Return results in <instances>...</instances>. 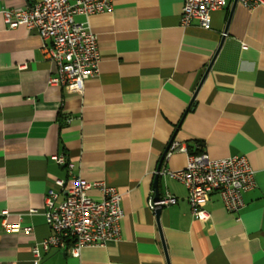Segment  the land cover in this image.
<instances>
[{
  "label": "crops",
  "instance_id": "crops-1",
  "mask_svg": "<svg viewBox=\"0 0 264 264\" xmlns=\"http://www.w3.org/2000/svg\"><path fill=\"white\" fill-rule=\"evenodd\" d=\"M32 1L0 0V10ZM181 9L182 0H112L109 11L76 16L99 54L81 95L48 86L55 67L39 35L8 28L0 14V264H264V5L225 0L209 29L183 27ZM172 141L187 152L200 145L212 159H247L255 186L237 214L212 194L209 221L194 220L182 183L160 175L159 196L177 202L156 219L147 200ZM60 154L73 175L121 195V236L77 258L39 247L36 260L34 244L50 235L45 194L58 191L55 180L70 184L53 160ZM187 157L174 152L160 172L182 170ZM19 223L31 233L3 226Z\"/></svg>",
  "mask_w": 264,
  "mask_h": 264
},
{
  "label": "built area",
  "instance_id": "built-area-1",
  "mask_svg": "<svg viewBox=\"0 0 264 264\" xmlns=\"http://www.w3.org/2000/svg\"><path fill=\"white\" fill-rule=\"evenodd\" d=\"M239 1L250 9L264 5V0ZM224 5L225 0H182L181 25L187 27L196 21L199 27L209 29L210 13ZM111 8L112 0H37L24 8L2 9L0 14L8 28L24 26L39 35L45 58L55 67L47 85L81 95L85 80L97 73L99 54L96 35L87 22H77L75 17L86 18ZM174 152L187 153L186 166L176 172H160V175L182 183L194 220L209 221L210 213L205 206L212 194L219 196L227 212L237 214L241 210L243 193L255 186L253 171L244 156L212 159L204 152L190 155L184 147L172 141L164 159ZM53 160L67 169L70 184L55 180L58 191L50 188L45 194L43 217L50 235L34 244L32 253L35 259L40 257L39 247L44 252L62 250L77 258L82 248L104 247L109 242L118 241L124 212L117 190L103 182H90L73 175V165L62 154L53 156ZM91 190L99 193L98 199L89 196ZM60 195L62 199L59 200ZM176 202L177 198L167 192L157 200L152 194L147 207L155 212ZM3 226L8 232L31 233L30 227L21 228L20 223Z\"/></svg>",
  "mask_w": 264,
  "mask_h": 264
},
{
  "label": "water",
  "instance_id": "water-1",
  "mask_svg": "<svg viewBox=\"0 0 264 264\" xmlns=\"http://www.w3.org/2000/svg\"><path fill=\"white\" fill-rule=\"evenodd\" d=\"M235 1H236V0H235ZM233 7H234V4H233V6H232V9H233ZM232 9H231V10H232ZM224 35H225V33H224ZM223 39H224V37H222V41H223ZM220 45H222V42H221ZM219 49H220V48L217 49V52L219 51ZM217 52H216V54L214 55V57L212 58L210 64L208 65V67H207V69H206V71H205V75H206V73L208 72V70L210 69V67H211V65H212V62H213L215 56L217 55ZM166 151H167V148L164 150V152H163V154H162V157H161L160 163H159V165H158V167H157L156 174H155V176H154V180H153V189H154V193H155V195H154L155 200H157V199L159 198V193H158V183H159V177H160V165H161V162L163 161V159H164V157H165ZM160 212H161V209H157V210L154 212V214H155L157 220L159 219Z\"/></svg>",
  "mask_w": 264,
  "mask_h": 264
},
{
  "label": "trees",
  "instance_id": "trees-1",
  "mask_svg": "<svg viewBox=\"0 0 264 264\" xmlns=\"http://www.w3.org/2000/svg\"><path fill=\"white\" fill-rule=\"evenodd\" d=\"M200 153H202V150H201V148H200V145H199V147H197L195 150H188V154H190V155H196V154H200Z\"/></svg>",
  "mask_w": 264,
  "mask_h": 264
}]
</instances>
